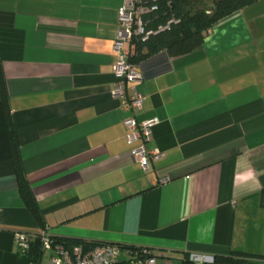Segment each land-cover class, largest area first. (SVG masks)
<instances>
[{
    "label": "crops",
    "instance_id": "0c3cea01",
    "mask_svg": "<svg viewBox=\"0 0 264 264\" xmlns=\"http://www.w3.org/2000/svg\"><path fill=\"white\" fill-rule=\"evenodd\" d=\"M123 3L0 0L10 108L45 227L54 239L146 247L158 264L263 249L264 0L219 20L192 53L137 65L145 101L134 114L160 120L149 147L165 154L148 172L125 139L131 113L111 95ZM14 231L44 229L21 199L0 98V264H30Z\"/></svg>",
    "mask_w": 264,
    "mask_h": 264
},
{
    "label": "built area",
    "instance_id": "2783aa9c",
    "mask_svg": "<svg viewBox=\"0 0 264 264\" xmlns=\"http://www.w3.org/2000/svg\"><path fill=\"white\" fill-rule=\"evenodd\" d=\"M158 10L156 0L153 4L142 0H124L119 9V30L114 44V53L117 57L113 67L116 78L111 95L121 100V108L130 112L131 116L123 120L126 130L125 139L131 147L130 153L140 164L144 172L150 170L153 162L160 161L165 154L160 148H150L149 144L154 137V128L160 123L155 118L139 122L135 112L143 108L145 96L137 90V84L143 80L138 66L131 62L136 54L135 38L147 41L150 37L170 30L173 24L178 23L170 19L166 25L156 29H148L146 15ZM210 30L207 31V34ZM129 46L128 48L126 46ZM167 178L160 183L165 184ZM14 242L21 254L27 253L36 238H40L44 251L51 253L50 264H158V255L146 247L121 246L111 243H101L92 249H85L82 245L67 250L62 246H54L49 231L44 230L35 237L24 231H14Z\"/></svg>",
    "mask_w": 264,
    "mask_h": 264
},
{
    "label": "trees",
    "instance_id": "16d2710c",
    "mask_svg": "<svg viewBox=\"0 0 264 264\" xmlns=\"http://www.w3.org/2000/svg\"><path fill=\"white\" fill-rule=\"evenodd\" d=\"M142 1L153 4L154 0ZM256 1L257 0H219L212 14H206L204 12L192 14L188 9L189 0H156L158 10L146 15L144 18L146 22H148L147 28L156 29L160 25H166L170 19H174L178 21V23L173 24L170 30L154 35L147 41H142L139 37L135 38L133 42L136 45V54L132 57L131 62L138 65L143 60L161 51H166L172 57L188 55L203 45L207 31L215 23ZM0 98L6 118L8 140L21 199L37 225L46 230L44 215L38 205L24 169L20 143L13 123L1 55ZM262 196L264 198V193ZM39 236L40 235H38V237ZM52 241L54 246H62L67 250H71L79 245H82L85 249H92L102 243L54 239L53 237ZM121 246L126 247L128 245ZM44 252L41 240L37 238L32 243L30 250L22 255L27 257L30 264H40ZM184 264H191L189 257ZM213 264H264V248L261 250L248 248L246 250L233 252L229 256H216Z\"/></svg>",
    "mask_w": 264,
    "mask_h": 264
},
{
    "label": "rangeland",
    "instance_id": "374dc122",
    "mask_svg": "<svg viewBox=\"0 0 264 264\" xmlns=\"http://www.w3.org/2000/svg\"><path fill=\"white\" fill-rule=\"evenodd\" d=\"M219 0H189L188 9L192 14H196L198 12H204L206 14H212L216 8V3ZM264 200V199H263ZM261 229L256 231V235L260 238H264V209H260V216L257 222ZM260 247V245H258ZM51 253L49 251H45L40 264H50Z\"/></svg>",
    "mask_w": 264,
    "mask_h": 264
}]
</instances>
